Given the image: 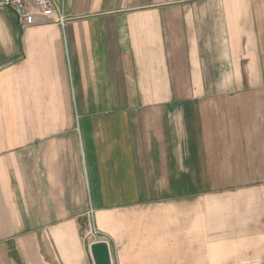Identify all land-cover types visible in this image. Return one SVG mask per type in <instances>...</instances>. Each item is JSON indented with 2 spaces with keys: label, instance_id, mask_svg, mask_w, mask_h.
<instances>
[{
  "label": "crops",
  "instance_id": "1",
  "mask_svg": "<svg viewBox=\"0 0 264 264\" xmlns=\"http://www.w3.org/2000/svg\"><path fill=\"white\" fill-rule=\"evenodd\" d=\"M55 1L0 8V264H264V0Z\"/></svg>",
  "mask_w": 264,
  "mask_h": 264
},
{
  "label": "built area",
  "instance_id": "2",
  "mask_svg": "<svg viewBox=\"0 0 264 264\" xmlns=\"http://www.w3.org/2000/svg\"><path fill=\"white\" fill-rule=\"evenodd\" d=\"M0 8L11 9L22 28L49 22L65 24V15L62 10L57 8L55 0H0ZM87 214L89 217L88 234L92 233L95 237H98V231L94 223L93 208H90ZM98 240L105 239L99 238Z\"/></svg>",
  "mask_w": 264,
  "mask_h": 264
},
{
  "label": "water",
  "instance_id": "3",
  "mask_svg": "<svg viewBox=\"0 0 264 264\" xmlns=\"http://www.w3.org/2000/svg\"><path fill=\"white\" fill-rule=\"evenodd\" d=\"M90 250L94 264H113L108 241H94L90 244Z\"/></svg>",
  "mask_w": 264,
  "mask_h": 264
},
{
  "label": "rangeland",
  "instance_id": "4",
  "mask_svg": "<svg viewBox=\"0 0 264 264\" xmlns=\"http://www.w3.org/2000/svg\"><path fill=\"white\" fill-rule=\"evenodd\" d=\"M6 9H8V10H6V11H9L10 9L9 8H6ZM95 223V222H94ZM83 225V224H82ZM95 228H96V230L98 231V234H97V236L98 237H102V234H101V231L97 228V226L95 225ZM88 232H89V229H88ZM82 233H83V235L85 234V227H84V225H83V227H82ZM89 236V238H92V237H95L94 236V234H88Z\"/></svg>",
  "mask_w": 264,
  "mask_h": 264
}]
</instances>
